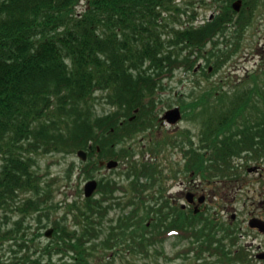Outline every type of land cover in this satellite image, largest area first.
<instances>
[{"label":"trees","instance_id":"16d2710c","mask_svg":"<svg viewBox=\"0 0 264 264\" xmlns=\"http://www.w3.org/2000/svg\"><path fill=\"white\" fill-rule=\"evenodd\" d=\"M236 1L186 0L181 7L177 0H0V248L8 244L13 253L0 264H99L106 257L134 264L152 248L164 254L170 231L188 241L182 251L192 264H252L230 222L212 212L190 214L172 206L162 187L151 190L162 160L129 161L123 174L134 193L124 203L110 198L117 188L111 179H99V198L80 194L98 159L130 157L119 144L123 138L155 129V90L177 71L194 75L191 101L177 103L198 123L205 148L196 153L199 161L229 179L235 157L245 160L252 146L255 158H264V62L227 88L211 81L240 51L264 4L240 0L236 10ZM200 7L213 8L214 17L196 22ZM98 103L111 108L97 112ZM158 131L156 154L173 137L159 138ZM89 141L96 156L68 164L63 179L68 185L75 175L76 197L54 216L60 177L43 175L38 157L88 150ZM115 207L120 212L105 226ZM32 216L39 230L33 237L19 232ZM49 223L51 238L35 248Z\"/></svg>","mask_w":264,"mask_h":264},{"label":"rangeland","instance_id":"374dc122","mask_svg":"<svg viewBox=\"0 0 264 264\" xmlns=\"http://www.w3.org/2000/svg\"><path fill=\"white\" fill-rule=\"evenodd\" d=\"M179 5L181 7H184V3L186 0H178ZM188 1V0H187ZM83 2V1H82ZM197 7V6H195ZM81 9V6L78 7ZM261 9V12L257 14L256 19L254 20L252 28L250 27L247 29L244 33L243 36V42L242 46L240 47V51L233 55L230 61H228L223 68L220 70H217L214 74L211 76V81L212 83H215L217 85H222L223 89L227 88L228 85H230L231 81H234L235 76L237 77H242L245 74L254 71V69H257L259 65H262L264 62V4L259 7ZM213 8H203L200 7L198 9V12L200 13L198 15V20L202 21L210 14L213 13L214 9ZM184 17L181 18V20H186L185 14L183 15ZM198 22V21H196ZM232 29V28H231ZM227 35H231V30L228 31ZM224 46L223 44H221ZM203 61L199 62L202 63ZM193 78L194 75L190 73H186L185 71H177L176 76L172 78L171 80L164 81L163 83H166L167 89L165 91H162L160 98L162 100L159 101L156 108H159L157 110L160 115L162 114V109L167 108V103H171V106L176 105L177 102H179L182 98L185 101H190L192 99L191 96V91H193ZM202 86L208 84L205 83L203 80L202 83H199ZM196 90V89H194ZM190 94V95H188ZM96 109L98 112L102 111H108L110 108L105 105V104H96ZM164 128L167 130H173V131H178L181 136L185 134V132L182 134V130L187 129V127L192 129L193 134L197 132V124L193 123L192 121L188 120L187 118H183L177 125H163ZM191 132V133H192ZM173 133V132H172ZM141 135L135 138V140H132L134 142V149L137 151V153L134 154L133 159H144L143 155L141 152H139L141 149L147 148V146H144L146 144L145 139H141ZM139 139V142L137 141ZM131 141V143H132ZM130 143V144H131ZM204 151V150H203ZM169 152H171L172 156V161L170 158L166 156H163L164 158L162 159L163 161V166L166 167V172L163 174L167 175V171L169 168L170 163H181V153L178 152V150H171L169 149ZM244 155H249L244 152ZM147 158L148 155L145 154ZM250 156V155H249ZM146 158V159H147ZM243 158V157H242ZM239 158L235 157V167L232 170V172H237V170L241 173L240 178H245L250 177L251 175H246L247 169L245 167V164L250 162L251 159L246 158ZM74 160L75 163H78L80 158L77 156V154L73 153L72 155H61V154H49V155H39L38 157V169L40 172L44 173L43 175H46L47 173L50 176H59L60 180L58 182V188L56 189V194L55 195V201L60 202V208L56 212L54 216H60L63 214V204L64 201H71L76 197V177L75 175L72 177V179L69 181L68 185L65 184L66 181H64L63 176H65L66 169L68 167V164ZM161 160V159H159ZM209 162V161H208ZM232 163V162H231ZM125 163L120 162V166L122 167L121 170H125ZM205 167V166H204ZM105 169H100L98 172V175H100L102 172H105ZM111 174V172L109 173ZM236 174V173H235ZM166 181V179H165ZM210 180H205L204 184V193L207 196L206 201L204 202V210L207 212H212L215 213L218 216H222L225 220H229L231 211L233 210L231 208L232 205H234L233 202L230 201V196H231V191L234 189H237V207L240 209V216L238 219V223L244 226L243 220L245 219L244 217V201L246 199V190L243 187V190H238L239 184L238 183H233V180H219L216 179L215 181L208 182ZM244 181V180H243ZM84 181L81 183V188ZM168 183L164 182L163 186H167ZM236 187L232 189V187ZM241 187V186H240ZM179 188H181L179 185L175 186L173 188V192L176 190L178 191ZM232 189V190H231ZM82 192V191H81ZM231 193V194H230ZM83 195V192L80 193ZM117 196L123 197V193H117ZM117 212H119L118 208L117 209H111L109 212H107V216L104 219V225L107 226L111 220L109 219H115L117 216ZM53 217V216H52ZM13 220L15 219L14 217H11ZM67 224L71 225L72 224V216L69 215L67 218ZM36 226V221L35 217H28L25 222H24V227L21 228L19 231L20 233H23L25 230L27 233V236H32L35 233H39V230L35 227ZM51 224L49 223L47 228H50ZM46 228H41L40 231L43 233L42 235L38 236V239L35 241V248L42 247L44 244L47 242L49 237H46L44 235ZM245 233V232H244ZM256 238L252 239L251 236L243 235L242 241L246 243L250 242H258L259 240H264V237L261 236H256ZM187 242L185 239L184 240H179L176 235H168V237L163 241V249H164V254L161 252H158L154 250V248L151 249L149 252L150 255L148 256H140L134 259L135 263L134 264H192L188 256L185 255V253L182 251L186 245ZM8 244H4L2 248H0V261L7 260L10 256H12V251L7 248ZM155 249L157 246H154ZM33 248V249H35ZM253 253V252H252ZM106 254L109 255L110 253H106L105 251H102L98 255ZM107 260L109 261L110 264H121L120 258L116 257L115 262L113 263L112 260L108 257L103 260V263L99 264H106ZM264 264V261L258 262L257 264Z\"/></svg>","mask_w":264,"mask_h":264},{"label":"flooded vegetation","instance_id":"af4514ba","mask_svg":"<svg viewBox=\"0 0 264 264\" xmlns=\"http://www.w3.org/2000/svg\"><path fill=\"white\" fill-rule=\"evenodd\" d=\"M160 92V91H158ZM157 110V108H155ZM163 126V121L160 122ZM188 137L183 140L184 148L188 151H195V148L198 149L199 145V137L193 133L187 135ZM92 140V139H91ZM123 144L128 145L129 148H133L134 142L131 140H125L123 138ZM90 143V150H92V141ZM131 143V144H130ZM182 155V154H181ZM187 161L191 159V157L185 154ZM152 158V154L149 153V159ZM178 166L179 169L168 168L166 182L168 185L166 186V197L167 200H170L171 205H179L182 209H188L192 212L195 211V207L198 206L197 201L198 197L201 195H205L204 193V184L205 180L203 174L200 172L201 168H198L197 171L187 172L188 162L181 161V163H174ZM247 169L246 175H251L250 177L245 178H235L233 183H238V190H243L242 185L246 190V199L244 203V217L243 220L244 226L238 223V219L240 216V209L237 207V189L235 186L232 187L230 201L234 203L231 206L233 209L230 214V223L234 231L238 229L240 231H244L245 235L251 236L252 239L256 238V236L264 237V230H262V223H264V161H254L251 160L247 164H245ZM189 171V170H188ZM107 173H103L104 176H109L112 170L105 171ZM244 180V181H243ZM180 186L179 190L173 192V188L175 186ZM241 186V187H240ZM119 196L115 195V198L118 199ZM207 198V197H206ZM184 201V202H183ZM180 202V204H179ZM185 203V205H183ZM201 208V205H199ZM247 250L250 252V257L253 259H257V263L264 261V240H259L258 242H250L246 243ZM253 252V253H252ZM252 259V260H253ZM260 264V263H259Z\"/></svg>","mask_w":264,"mask_h":264},{"label":"water","instance_id":"95a60500","mask_svg":"<svg viewBox=\"0 0 264 264\" xmlns=\"http://www.w3.org/2000/svg\"><path fill=\"white\" fill-rule=\"evenodd\" d=\"M180 109L178 107H175L170 110H168L165 114L164 117L167 118L168 121L170 122H176L181 116H180ZM78 154L79 156H81L83 159L85 158V152H83L82 150L81 151H78ZM118 164L117 161H114V160H109L107 162V167L111 168V167H115L116 165ZM96 181L95 180H90V181H87L85 182V185H84V192L86 196H90L91 193L93 192V190L95 189L96 187ZM203 201V198L200 197L199 199V202H202ZM262 226V230H264V224L261 225ZM52 232V229H48L45 234L46 235H50Z\"/></svg>","mask_w":264,"mask_h":264}]
</instances>
